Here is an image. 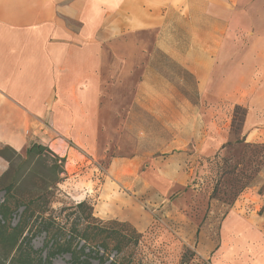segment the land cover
<instances>
[{"label":"crops","instance_id":"0c3cea01","mask_svg":"<svg viewBox=\"0 0 264 264\" xmlns=\"http://www.w3.org/2000/svg\"><path fill=\"white\" fill-rule=\"evenodd\" d=\"M260 1L0 0V149L39 144L81 165L106 158L109 125L110 141L139 143L110 159L95 217L148 232L141 190L186 185L229 141L231 109L264 133ZM9 165L0 156V179ZM222 237L215 264H264V196L241 197Z\"/></svg>","mask_w":264,"mask_h":264},{"label":"rangeland","instance_id":"374dc122","mask_svg":"<svg viewBox=\"0 0 264 264\" xmlns=\"http://www.w3.org/2000/svg\"><path fill=\"white\" fill-rule=\"evenodd\" d=\"M254 2L246 0L247 11L251 10L248 7ZM258 4L261 8L257 18L264 20V0ZM246 116L245 108L230 110L229 141L214 156L197 160V169L186 185L141 190L140 197L146 202L145 206L151 211L156 210L155 214L164 221L163 224L153 225L151 230L141 235L138 242L130 239L129 245L120 254L113 249L111 254L104 255L101 247L89 248L87 252L97 249L100 256L104 255L105 264H215L220 261L222 231L229 215L236 209V203L241 197L257 202L259 197L264 196V138L258 140L264 133L247 132ZM105 127L101 153L106 158L85 155L81 165H77L82 160L81 156L76 154L75 161L71 157L69 162L67 159L62 162L64 158L49 147L43 157L32 158L23 164L26 154L18 156L6 149L4 157L10 161V165L0 179V205L5 200L6 188L15 184V198L26 202L34 199L40 207L48 210L46 219L50 216L60 219L68 217L74 212V207L83 201L94 207L102 187L110 181V159L118 152L125 154L127 150L132 151L139 143L110 141V126ZM261 127L264 130V126ZM114 145H117V149L121 148V152ZM56 167H63L64 173L58 174ZM120 191L128 194L135 192ZM22 211L23 208L14 213L11 227L23 221ZM232 216H235L234 221L237 223L238 215ZM121 224L126 226H116V229L123 236L131 237L133 226ZM30 227L32 248L45 259L46 231L38 229L36 225L31 224ZM234 227L232 225L230 228ZM228 239L230 245H237L236 236ZM113 246L115 243H112L111 248ZM11 259L0 248V264H14ZM90 262L99 264V259L92 257ZM53 264H72L71 256L58 254Z\"/></svg>","mask_w":264,"mask_h":264},{"label":"trees","instance_id":"16d2710c","mask_svg":"<svg viewBox=\"0 0 264 264\" xmlns=\"http://www.w3.org/2000/svg\"><path fill=\"white\" fill-rule=\"evenodd\" d=\"M6 149H0V156L3 158H5ZM48 150L47 146L31 145L27 150L26 160L23 164L32 158L43 157L44 152ZM54 157L58 158L55 155ZM65 160L64 158L62 162ZM55 169L58 174L64 173L63 167H56ZM14 191L15 184L7 187L5 200L0 205V248L8 257H12L11 263L53 264V259L58 254L66 253L71 256L72 264H91L90 259L92 257L99 259V264H105L104 255L111 254L113 249L117 251V254H120L129 245L130 239H135V242H138L142 235L133 227L131 237L123 236L116 229V226L122 225L124 227L126 224H121L118 221L105 222L96 218L94 207L86 201L74 207V212L68 217L60 219L50 216L46 219L45 215L48 210L40 207L34 199L29 202L16 199ZM21 208H23V221L21 220L16 226L11 227L14 213ZM72 215L74 218L71 219ZM31 224L46 231L47 238L44 250L47 251V257L45 259L41 258L39 253L32 248ZM112 243H115L113 248H111ZM93 247L103 248L104 255L100 256L97 249L88 253L87 250Z\"/></svg>","mask_w":264,"mask_h":264},{"label":"built area","instance_id":"2783aa9c","mask_svg":"<svg viewBox=\"0 0 264 264\" xmlns=\"http://www.w3.org/2000/svg\"><path fill=\"white\" fill-rule=\"evenodd\" d=\"M163 222L164 221L158 215H156V217H155V225L163 224Z\"/></svg>","mask_w":264,"mask_h":264}]
</instances>
